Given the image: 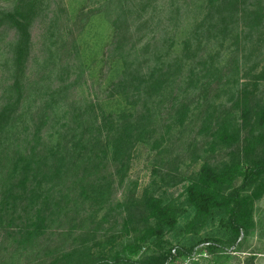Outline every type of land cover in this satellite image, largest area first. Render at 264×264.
<instances>
[{"label":"rangeland","instance_id":"1","mask_svg":"<svg viewBox=\"0 0 264 264\" xmlns=\"http://www.w3.org/2000/svg\"><path fill=\"white\" fill-rule=\"evenodd\" d=\"M8 1L0 0V8ZM38 1L41 12L23 91L26 114L4 135L0 148V264H135L191 238H226L225 227L215 221L201 223L199 232L177 228L156 243L144 242L154 224L145 219L144 201L150 195L185 201L186 186L205 163L219 166L241 149L243 141L233 148L219 144L212 127L228 111L241 122L237 100L245 85L264 99V30L250 38L213 42L217 74H205L203 62H195L170 90L148 99L149 110L141 101L149 130L144 140L136 141L124 166L112 161L111 150L93 143L78 149L63 177L34 180L24 189L21 157L32 147L42 149L55 141L60 129L69 127L65 116L85 127L88 117L128 107L110 90L121 67L108 50L111 19L125 11L134 25L131 40L136 49L155 39L163 45V59L174 51L172 46L180 49L184 29L203 9L200 0ZM121 23L125 27L123 19ZM11 37L0 32V108L12 91ZM153 51L151 47L141 56L142 63L154 60ZM182 104L187 106L183 121L177 114ZM45 118L56 121L44 123L42 138L22 134L24 120L41 126ZM91 156L92 161H84ZM253 211L255 228L242 233L234 245L216 241L209 252L202 243L190 256L170 264H264V195L254 202ZM180 223L183 226L185 219Z\"/></svg>","mask_w":264,"mask_h":264},{"label":"trees","instance_id":"2","mask_svg":"<svg viewBox=\"0 0 264 264\" xmlns=\"http://www.w3.org/2000/svg\"><path fill=\"white\" fill-rule=\"evenodd\" d=\"M200 1L202 12L184 29L179 42L180 49L172 46L174 51L168 52L163 59V45L156 43L155 39L146 40L140 50L136 49L131 40L134 25L125 11L118 12L111 19L112 37L108 50L115 63L121 67L115 71L110 90L112 96L123 98L128 107L121 111H101L94 119L88 117V125L80 126L82 131L78 119H66L68 116H65L63 121L69 127L66 130L60 129L58 137L53 135L55 141L47 143L48 147H45V143L42 149L32 147L30 153L21 157V185L24 189L34 180L49 176L51 179L63 177L64 168L72 162L78 149H87L93 143L107 148V151L111 150L112 161L124 166L136 141L144 140L149 130L146 111H142L139 106L141 101L149 110L148 99L170 90L171 85L181 81L185 70L195 62H203L201 64L205 74H217L220 65L213 62V42H225L233 37L239 39L243 35L250 38L264 30V0ZM0 9V32L4 30L12 35L8 59L13 69L12 91L0 108L1 148L4 135L10 134L25 112L23 91L28 86L27 73L33 53L34 25L41 7L38 0H9ZM122 19L125 27L122 26ZM151 47H154V60L142 63V57ZM190 72L193 73V68ZM237 105L241 122L235 120L232 112L228 111L217 118L212 129L219 144L233 148L243 141L241 149L233 151L230 159L219 166L205 163L186 186L185 201H166L155 195L147 196L144 201L145 219L148 223H154L149 226L144 242L156 243L164 239L166 231L177 228L188 234L199 232L201 223L215 221L225 227L227 237L223 240L212 235L191 238L181 247H172L147 256L135 264H170L181 256H190L194 248L202 243L206 244L209 252H213L216 241L234 245L242 233L249 234L255 228L253 205L264 195V99L260 100L245 85L239 91ZM186 110L187 106L182 104L177 112L181 121L186 116ZM95 113L92 109L91 114ZM86 114L87 110L83 117ZM45 119L47 121L41 126L35 121L30 123L24 120L22 134L42 138L44 123L56 121ZM208 122L212 126L211 120ZM88 136H91L89 140ZM93 159L91 156L84 161L90 162ZM47 166L49 168L45 169ZM38 217L43 219L41 212ZM180 218L185 219L183 226Z\"/></svg>","mask_w":264,"mask_h":264}]
</instances>
